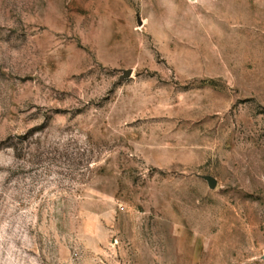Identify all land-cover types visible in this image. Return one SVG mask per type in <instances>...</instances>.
<instances>
[{"label": "rangeland", "instance_id": "obj_1", "mask_svg": "<svg viewBox=\"0 0 264 264\" xmlns=\"http://www.w3.org/2000/svg\"><path fill=\"white\" fill-rule=\"evenodd\" d=\"M0 264H264V0H0Z\"/></svg>", "mask_w": 264, "mask_h": 264}, {"label": "water", "instance_id": "obj_2", "mask_svg": "<svg viewBox=\"0 0 264 264\" xmlns=\"http://www.w3.org/2000/svg\"><path fill=\"white\" fill-rule=\"evenodd\" d=\"M126 74H127V75L130 74V71L128 70V71L126 72ZM210 184H211V185H214V179H212V178L210 179Z\"/></svg>", "mask_w": 264, "mask_h": 264}]
</instances>
